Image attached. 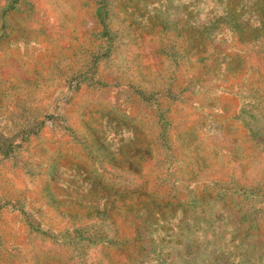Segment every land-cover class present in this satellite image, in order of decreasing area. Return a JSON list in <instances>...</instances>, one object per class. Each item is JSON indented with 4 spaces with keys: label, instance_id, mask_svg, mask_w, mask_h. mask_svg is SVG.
<instances>
[{
    "label": "rangeland",
    "instance_id": "1",
    "mask_svg": "<svg viewBox=\"0 0 264 264\" xmlns=\"http://www.w3.org/2000/svg\"><path fill=\"white\" fill-rule=\"evenodd\" d=\"M0 264H264V0H0Z\"/></svg>",
    "mask_w": 264,
    "mask_h": 264
}]
</instances>
